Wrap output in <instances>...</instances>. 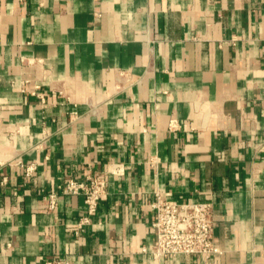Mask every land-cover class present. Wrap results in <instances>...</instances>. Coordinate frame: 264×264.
I'll list each match as a JSON object with an SVG mask.
<instances>
[{
	"label": "crops",
	"instance_id": "1",
	"mask_svg": "<svg viewBox=\"0 0 264 264\" xmlns=\"http://www.w3.org/2000/svg\"><path fill=\"white\" fill-rule=\"evenodd\" d=\"M157 193L221 252L154 257ZM49 261L264 264V0H0V264Z\"/></svg>",
	"mask_w": 264,
	"mask_h": 264
},
{
	"label": "built area",
	"instance_id": "2",
	"mask_svg": "<svg viewBox=\"0 0 264 264\" xmlns=\"http://www.w3.org/2000/svg\"><path fill=\"white\" fill-rule=\"evenodd\" d=\"M176 127V120L171 119L170 128L175 129ZM35 169L34 163L28 165L26 174L32 175ZM120 170L121 168L117 167L115 172ZM64 190L71 194L84 196L86 213L79 221V227H82L89 223L97 213L99 202L107 192V182L103 176L94 174L87 176L84 180H67ZM153 206L156 211L153 227L157 237L151 250L154 257L165 258L187 254L208 261L221 252L214 241V217L211 202L178 201L157 193ZM49 207H56V193H51ZM46 264L64 263L49 261Z\"/></svg>",
	"mask_w": 264,
	"mask_h": 264
}]
</instances>
